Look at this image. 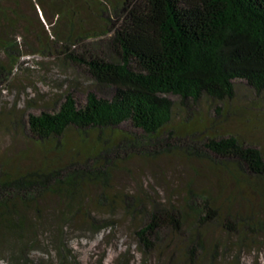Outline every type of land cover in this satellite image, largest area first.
<instances>
[{
    "label": "rangeland",
    "instance_id": "obj_1",
    "mask_svg": "<svg viewBox=\"0 0 264 264\" xmlns=\"http://www.w3.org/2000/svg\"><path fill=\"white\" fill-rule=\"evenodd\" d=\"M34 2L42 6L43 16ZM118 2L76 0L79 9L65 0L3 1L14 24L7 38L15 40L12 52L21 56L0 75V159L10 160L17 171L43 165L54 155L31 136L29 113L57 110L67 93L79 105L89 90L111 94L110 87L97 84L65 52L66 47L73 53L86 54L87 47L102 55L111 52L109 29ZM4 59L0 52V61ZM233 82L230 99L203 95L193 101L166 94L172 115L156 142L127 148L129 155L121 151V161L103 181L82 179L73 197L53 182L37 195L38 207L25 216L21 232L0 236V264H185L190 247L195 264H264V175L253 174L236 159L219 158L204 145L208 136L233 135L264 157V93L244 79ZM115 130L140 133L128 120ZM78 138L74 130L66 132L53 165L86 166L81 157L70 161ZM103 189L114 200L98 203ZM125 196L136 207L119 199ZM188 197L197 210L186 205ZM206 200L211 210L204 207ZM154 207L179 218L177 224L161 227L146 247L136 231ZM206 215L212 218L202 219Z\"/></svg>",
    "mask_w": 264,
    "mask_h": 264
},
{
    "label": "trees",
    "instance_id": "obj_2",
    "mask_svg": "<svg viewBox=\"0 0 264 264\" xmlns=\"http://www.w3.org/2000/svg\"><path fill=\"white\" fill-rule=\"evenodd\" d=\"M3 1L0 52L5 59L0 61V75L21 56L13 54L16 42L7 38L14 24ZM73 1L78 7L76 0H65L67 4ZM52 2L55 4V0ZM113 12L116 19L108 37L111 52L102 55L91 47L85 48L86 54L73 53L68 47L65 52L84 65L97 84L110 87L111 94L89 90L79 105L67 93L57 110L29 113L31 136L54 155L43 165L18 171L10 160L0 159V236L7 231L21 232L25 216L38 207L37 195L50 190L53 182H57L55 189L73 197L80 191L82 179L102 177L103 181L121 161V151L153 145L171 119L172 101L166 94L193 101L203 95L230 99L235 94V78L244 79L256 92L264 93V0H120ZM127 120L140 133L115 130ZM69 129L79 135L70 161L81 157L86 160L83 168L53 165L64 149L63 137ZM204 145L215 156L236 159L253 174L264 175L261 151L236 136H208ZM109 150L111 154H105ZM88 161L92 169L87 168ZM119 199L130 208L136 207L126 196ZM110 200L114 198L103 189L98 203ZM184 200L189 208H197L190 197ZM207 203L204 207L211 210ZM67 213L64 205L61 215ZM148 216L146 224L136 231L146 247L161 227L177 224L179 218V214L160 207H154ZM195 253L192 247L188 249L185 264H195Z\"/></svg>",
    "mask_w": 264,
    "mask_h": 264
},
{
    "label": "bare ground",
    "instance_id": "obj_3",
    "mask_svg": "<svg viewBox=\"0 0 264 264\" xmlns=\"http://www.w3.org/2000/svg\"><path fill=\"white\" fill-rule=\"evenodd\" d=\"M38 11H40V12H41V14H42V16H43V12H42L41 8H40V9H38Z\"/></svg>",
    "mask_w": 264,
    "mask_h": 264
}]
</instances>
